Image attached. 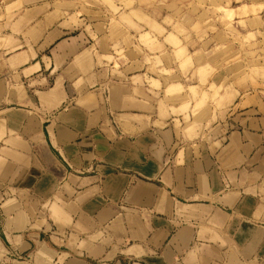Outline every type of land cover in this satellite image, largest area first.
<instances>
[{"label":"crops","instance_id":"crops-1","mask_svg":"<svg viewBox=\"0 0 264 264\" xmlns=\"http://www.w3.org/2000/svg\"><path fill=\"white\" fill-rule=\"evenodd\" d=\"M106 55L52 5L0 6V264H264V116L190 139Z\"/></svg>","mask_w":264,"mask_h":264},{"label":"rangeland","instance_id":"rangeland-1","mask_svg":"<svg viewBox=\"0 0 264 264\" xmlns=\"http://www.w3.org/2000/svg\"><path fill=\"white\" fill-rule=\"evenodd\" d=\"M22 3L87 27L108 59H139L168 85L171 123L190 139L222 146L231 127L264 116V0H0L9 12Z\"/></svg>","mask_w":264,"mask_h":264}]
</instances>
